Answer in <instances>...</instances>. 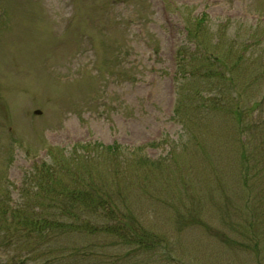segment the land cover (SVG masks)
I'll use <instances>...</instances> for the list:
<instances>
[{
  "label": "rangeland",
  "instance_id": "1",
  "mask_svg": "<svg viewBox=\"0 0 264 264\" xmlns=\"http://www.w3.org/2000/svg\"><path fill=\"white\" fill-rule=\"evenodd\" d=\"M86 142L118 146V159L104 151L117 166L139 147L161 163L119 179L167 248L126 257L78 234L62 245L95 257L69 264H264V170L245 180L239 162L259 151L264 166V0H0V195L13 205L50 149Z\"/></svg>",
  "mask_w": 264,
  "mask_h": 264
},
{
  "label": "trees",
  "instance_id": "2",
  "mask_svg": "<svg viewBox=\"0 0 264 264\" xmlns=\"http://www.w3.org/2000/svg\"><path fill=\"white\" fill-rule=\"evenodd\" d=\"M202 16L187 26L190 40L197 38L206 13ZM193 71L190 75L202 74L196 69ZM218 105L212 109H217ZM257 106L255 103L254 110ZM233 113L236 122L241 123L238 120L243 112L233 109ZM119 149L118 146H104L97 142L76 143L70 152H59V156L50 149V157L36 165L17 188L18 195L13 205L10 204V192L5 190L0 195V250L4 254L9 246L19 249L12 248L13 253L0 258V264H69L79 256L85 259L95 257L91 244L89 250L85 248L87 245H82L83 248L78 244L62 245L64 239L76 238L78 234L98 233L110 240L109 245L120 243L127 246L126 257L136 256L142 251L151 252L154 248H167L164 238L145 227L127 205L123 180L128 178V174L119 179L122 165H127V168L129 165V173L137 175L140 169L151 172L157 164H160V169L162 165L142 155L140 147L127 149L121 156L120 166L107 163L109 158L104 157V151L107 156L118 159ZM99 152L103 154L97 156ZM258 155L259 151L251 166L241 154L239 162L245 168V180L249 169L256 170L257 178L259 173H263L264 166H261ZM102 156L103 159L100 158ZM119 201L121 205H118ZM42 243L45 245L43 252L32 255V249ZM47 244H55L56 247ZM104 260L102 258L97 263L85 261L102 264ZM119 261L125 264V261Z\"/></svg>",
  "mask_w": 264,
  "mask_h": 264
}]
</instances>
